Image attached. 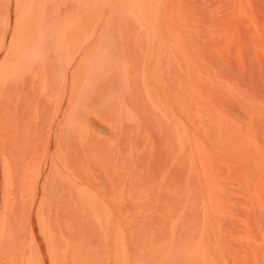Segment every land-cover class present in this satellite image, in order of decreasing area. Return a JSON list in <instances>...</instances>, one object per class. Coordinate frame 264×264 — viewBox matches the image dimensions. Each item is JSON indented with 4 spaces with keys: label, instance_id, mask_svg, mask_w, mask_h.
I'll return each instance as SVG.
<instances>
[{
    "label": "rangeland",
    "instance_id": "rangeland-1",
    "mask_svg": "<svg viewBox=\"0 0 264 264\" xmlns=\"http://www.w3.org/2000/svg\"><path fill=\"white\" fill-rule=\"evenodd\" d=\"M0 46V264H264V0H0Z\"/></svg>",
    "mask_w": 264,
    "mask_h": 264
},
{
    "label": "bare ground",
    "instance_id": "bare-ground-1",
    "mask_svg": "<svg viewBox=\"0 0 264 264\" xmlns=\"http://www.w3.org/2000/svg\"><path fill=\"white\" fill-rule=\"evenodd\" d=\"M92 1H93V0H92ZM88 3H89V2H88ZM90 3H91V2H90ZM19 4H20V3H19ZM82 4H83V3H82ZM92 4H93V2H92ZM82 7H83V6H82ZM81 12H82V11H81ZM81 12H80V13H81ZM85 12H86V10H85ZM80 13H79V14H80ZM20 14H21V13H20ZM78 17H79V16H78ZM81 17H82V16H81ZM77 24H79V23H77ZM52 28H53V27H52ZM52 28H51V29H52ZM24 29H25V27H24ZM86 29H87V28H86ZM25 30H26V29H25ZM22 32H23V31H22ZM18 35H19V34H18ZM18 35H17V36H18ZM20 35H22V34H20ZM50 35H51V34H50ZM113 35H114V34H113ZM17 36H16V37H17ZM50 37H51V36H50ZM50 37H49V38H50ZM110 38H111V37H110ZM74 39H75V38H74ZM75 40H76V39H75ZM13 42H14V41H13ZM43 42H44V41H43ZM19 43H20V42H19ZM19 43H18V44H19ZM12 44H13V43H12ZM43 44H44V43H43ZM45 44H46V43H45ZM10 45H11V44H10ZM10 45H9V46H10ZM1 46H2V45H1ZM1 46H0V47H1ZM19 46H20V44H19ZM16 48H17V47H16ZM18 48H19V47H18ZM8 49H9V48H8ZM13 49H14V48H13ZM3 50H4V49H3ZM50 61H51V60H50ZM71 66H72V65H71ZM5 69H6V68H5ZM70 69L72 70V68H70ZM73 69H74V68H73ZM77 69H78V68H75V70H77ZM2 70H3V69H2ZM75 70H73V71H75ZM41 75H42V74H41ZM43 76H45V75H43ZM3 77H4V76H3ZM1 79H2V78H1ZM48 79H49V78H48ZM0 81H1V80H0ZM61 99H63V97H62ZM128 106H130V105H128ZM68 108H69V107H68ZM68 108H67V109H68ZM67 111H68V110H67ZM67 111H66V112H67ZM62 114H63V113H62ZM119 114H121V113H119ZM59 115H60V114H59ZM119 117H120V115H119ZM121 117H122V114H121ZM107 120H108V119H107ZM0 130H1V129H0ZM86 130H87V129H86ZM169 132H170V131H169ZM119 133H120V132H118V134H119ZM172 135H173V134H172ZM93 136H94V135H93ZM95 136H96V135H95ZM174 136H175V135H174ZM47 148H49V147H47ZM49 154H50V153H49ZM47 156H48V155H47ZM44 160H45V159H44ZM47 166H48V165H47ZM3 174H5V173H3ZM122 175H123V174H122ZM8 183H9V182H8ZM247 183H248V182H247ZM2 185H3V184H2V175H1V171H0V189H1V190H2ZM245 186H246V185H245ZM138 187H140V186H138ZM134 191H135V190H134ZM9 194H10V193H7V194H6L7 197H6V200H5V208L8 207V206L11 207V205L9 204V201H8V200H9L8 198H10V195H9ZM185 214H186V213H185ZM194 214H196V213H194ZM4 215H5V214H4ZM187 216H188V215H187ZM185 219H186V218H185ZM197 219H198V218H197ZM182 220H184V217H183ZM181 222H182V221H181ZM187 222H188V221H187ZM183 223H184V222H183ZM182 225H183V224H182ZM195 229H196V227H195ZM196 233H197V232H196ZM179 234H181V232H180ZM182 234H183V233H182ZM46 236H47V235H46ZM177 237H178V235H177ZM180 237H181V236H180ZM47 238H48V237H47ZM182 238H183V237H182ZM177 239H178V238H177ZM47 240H48V239H47ZM49 240H50V239H49ZM179 241H181V240H179ZM260 242H261V241H260ZM47 244H48V243H47ZM48 246H50V245H48ZM35 248H36V247H35ZM50 248H52V247H50ZM52 252H53V251H52ZM49 254H50V253H49ZM49 256H50V255H49ZM175 259H176V258H175Z\"/></svg>",
    "mask_w": 264,
    "mask_h": 264
}]
</instances>
